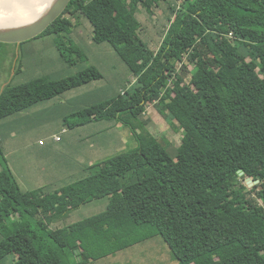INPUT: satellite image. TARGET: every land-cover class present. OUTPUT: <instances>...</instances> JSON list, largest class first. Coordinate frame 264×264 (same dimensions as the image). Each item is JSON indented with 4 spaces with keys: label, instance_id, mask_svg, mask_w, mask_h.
I'll list each match as a JSON object with an SVG mask.
<instances>
[{
    "label": "trees",
    "instance_id": "trees-1",
    "mask_svg": "<svg viewBox=\"0 0 264 264\" xmlns=\"http://www.w3.org/2000/svg\"><path fill=\"white\" fill-rule=\"evenodd\" d=\"M160 1L71 0L37 36H53L71 67L86 55L66 16L88 20L93 42L108 43L135 83L64 123H123L137 146L46 193L21 188L0 145V264H85L156 235L177 264H264V0H176L154 51L140 36L136 11ZM188 66L186 83L179 69ZM102 79L89 65L66 78L6 84L0 120ZM152 104L182 131L174 156L157 138L136 133ZM103 198L104 211L61 225Z\"/></svg>",
    "mask_w": 264,
    "mask_h": 264
},
{
    "label": "rangeland",
    "instance_id": "rangeland-1",
    "mask_svg": "<svg viewBox=\"0 0 264 264\" xmlns=\"http://www.w3.org/2000/svg\"><path fill=\"white\" fill-rule=\"evenodd\" d=\"M178 5L176 0H163L150 10L141 6L137 8L140 36L152 50L156 51L160 46L167 31L171 8ZM66 17L73 24L71 38L86 55V61L77 60L75 65L68 66L60 57L51 35L1 47L0 90L6 84L17 86L41 77L66 78L89 65L103 75L102 80L90 82L0 120V145L15 178L26 191L43 188L44 192L53 193L84 178L83 168L129 152L137 146L129 126L123 123L90 122L74 128L67 125L74 120L72 114L122 93L135 83V78L108 43L93 42L92 26L87 19L78 12ZM207 62L211 68L217 69L212 58H207ZM190 69L191 66L184 71L179 69L186 83ZM65 119L69 123H64ZM124 119L128 120L126 116ZM128 121L132 122L131 119ZM141 121L144 125L135 126L136 133L157 138L174 156L182 139L179 126L167 123L153 104L146 107ZM107 205V198L92 201L71 212L61 225L98 214ZM85 264H177V261L166 243L156 235Z\"/></svg>",
    "mask_w": 264,
    "mask_h": 264
},
{
    "label": "bare ground",
    "instance_id": "bare-ground-1",
    "mask_svg": "<svg viewBox=\"0 0 264 264\" xmlns=\"http://www.w3.org/2000/svg\"><path fill=\"white\" fill-rule=\"evenodd\" d=\"M55 0H0V30L28 26L50 9Z\"/></svg>",
    "mask_w": 264,
    "mask_h": 264
},
{
    "label": "water",
    "instance_id": "water-1",
    "mask_svg": "<svg viewBox=\"0 0 264 264\" xmlns=\"http://www.w3.org/2000/svg\"><path fill=\"white\" fill-rule=\"evenodd\" d=\"M71 0H55L50 9L34 23L15 30H0V43L21 44L42 34L66 9ZM242 176V173H239ZM249 187L250 179L245 180Z\"/></svg>",
    "mask_w": 264,
    "mask_h": 264
},
{
    "label": "built area",
    "instance_id": "built-area-1",
    "mask_svg": "<svg viewBox=\"0 0 264 264\" xmlns=\"http://www.w3.org/2000/svg\"><path fill=\"white\" fill-rule=\"evenodd\" d=\"M56 140H59V138L56 137ZM40 145H42V142H39Z\"/></svg>",
    "mask_w": 264,
    "mask_h": 264
},
{
    "label": "crops",
    "instance_id": "crops-1",
    "mask_svg": "<svg viewBox=\"0 0 264 264\" xmlns=\"http://www.w3.org/2000/svg\"><path fill=\"white\" fill-rule=\"evenodd\" d=\"M40 145V144H39ZM43 146V145H42ZM3 148V147H2ZM5 154V153H4ZM5 157H6V159H7V161H8V158H7V156L5 155ZM8 164H9V162H8ZM10 166V165H9Z\"/></svg>",
    "mask_w": 264,
    "mask_h": 264
}]
</instances>
